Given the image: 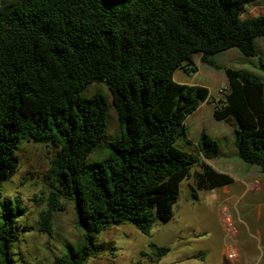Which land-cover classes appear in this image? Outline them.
Listing matches in <instances>:
<instances>
[{
	"label": "trees",
	"instance_id": "1",
	"mask_svg": "<svg viewBox=\"0 0 264 264\" xmlns=\"http://www.w3.org/2000/svg\"><path fill=\"white\" fill-rule=\"evenodd\" d=\"M254 1H0V264H14V224L26 213L20 200L2 194L19 168L22 142L58 149L40 230L53 234V215L66 199L75 203L83 233L53 264L98 258L97 237L113 226L130 223L150 236L156 222L169 223L195 166V199L199 191L234 184L208 163L221 150L205 131L199 154L176 146L187 119L212 102L208 88L178 83L174 75L197 74L195 55L216 70L212 56L233 48L258 57L264 16L244 17ZM260 64L264 70L261 58ZM226 76L214 117L234 127L240 158L264 174V82L243 69L227 68ZM98 83L107 85L120 123L109 142V98L84 94ZM104 144L108 154L91 161ZM169 252L157 248L158 258Z\"/></svg>",
	"mask_w": 264,
	"mask_h": 264
},
{
	"label": "rangeland",
	"instance_id": "2",
	"mask_svg": "<svg viewBox=\"0 0 264 264\" xmlns=\"http://www.w3.org/2000/svg\"><path fill=\"white\" fill-rule=\"evenodd\" d=\"M245 10L244 17L264 16V0H255ZM256 47L258 57H248L237 48L212 56L221 66L219 70L202 63L201 55H195L193 60L199 69L197 74L187 75L177 70L174 75L178 83L186 81L188 85L208 88L212 102L202 104L187 119L176 146L197 155L203 131L214 138L221 155L211 162L236 180L233 185L227 186L232 190L240 187L242 179L252 180L263 173L259 166L248 164L240 158L235 145L234 127L226 121L215 119V104L224 98L227 91V68L251 72L264 82V70L260 64V58L264 60V38L256 40ZM99 91L111 103L106 140L109 142L119 136L120 123L107 85L92 84L84 94L91 97ZM57 152L58 149L52 144L22 142L18 150L19 168L2 187L4 198H17L26 208V213L14 224L19 236V242L13 247L14 264H53L56 258L65 253V245L77 244L83 239V233L76 224L75 203L66 199L61 201L65 209L53 215V234L40 230L41 214L47 210L49 196L55 190L49 170ZM108 152L109 148L101 145L90 160L99 161ZM198 170L200 168L195 166L192 175L182 182L180 199L174 206V217L169 223L156 222L150 236L144 235L130 223L113 226L98 235L97 245L101 253L87 264H227V249L239 247L238 241L230 236L227 229L235 225H229L226 221L223 204H220L224 187L199 191V198L195 199L192 194L196 188L194 173ZM249 206L255 213L260 209L264 212V202L258 197L254 199L251 194L241 201L239 210L243 214ZM161 247L170 248V252L158 258L157 248ZM238 251L241 260L242 253ZM199 253L204 255L197 257Z\"/></svg>",
	"mask_w": 264,
	"mask_h": 264
},
{
	"label": "crops",
	"instance_id": "3",
	"mask_svg": "<svg viewBox=\"0 0 264 264\" xmlns=\"http://www.w3.org/2000/svg\"><path fill=\"white\" fill-rule=\"evenodd\" d=\"M181 83L187 84L186 81ZM208 163L218 171L224 172L214 166L211 161ZM224 192L220 204H223L226 221L229 222V225H235L233 228L228 226L227 229L230 231V236L238 241L239 244L236 242L238 250H241L242 253L241 260L237 264H264V259L260 261L264 253L263 209L255 213L249 206L243 214L239 210L241 201L246 199L249 194L254 199L258 197L264 202V174L258 175L252 180L242 179L240 187L235 190L226 186Z\"/></svg>",
	"mask_w": 264,
	"mask_h": 264
},
{
	"label": "built area",
	"instance_id": "4",
	"mask_svg": "<svg viewBox=\"0 0 264 264\" xmlns=\"http://www.w3.org/2000/svg\"><path fill=\"white\" fill-rule=\"evenodd\" d=\"M226 256L228 260L227 264H236L240 260V252L238 251L237 248H228L226 251ZM263 259H264V253L261 256L260 261H262Z\"/></svg>",
	"mask_w": 264,
	"mask_h": 264
}]
</instances>
